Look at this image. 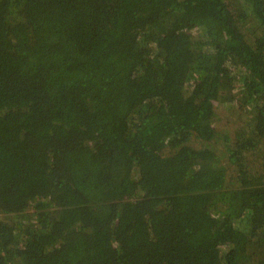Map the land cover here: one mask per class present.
Wrapping results in <instances>:
<instances>
[{
	"label": "trees",
	"instance_id": "obj_1",
	"mask_svg": "<svg viewBox=\"0 0 264 264\" xmlns=\"http://www.w3.org/2000/svg\"><path fill=\"white\" fill-rule=\"evenodd\" d=\"M0 264H264V0H0Z\"/></svg>",
	"mask_w": 264,
	"mask_h": 264
},
{
	"label": "rangeland",
	"instance_id": "obj_2",
	"mask_svg": "<svg viewBox=\"0 0 264 264\" xmlns=\"http://www.w3.org/2000/svg\"><path fill=\"white\" fill-rule=\"evenodd\" d=\"M219 169H221V167ZM224 181H225V179L222 180V183H221L222 186L224 184ZM222 190H223L222 188L215 189V191H217L218 193L221 192ZM220 223L223 225H227V224L232 223V215H230V212L228 214L224 215V217L221 219Z\"/></svg>",
	"mask_w": 264,
	"mask_h": 264
},
{
	"label": "water",
	"instance_id": "obj_3",
	"mask_svg": "<svg viewBox=\"0 0 264 264\" xmlns=\"http://www.w3.org/2000/svg\"><path fill=\"white\" fill-rule=\"evenodd\" d=\"M206 179H209L210 182H211V180H212L213 184H216V185H215L216 188H217V187H221L220 182L218 181V179H219L218 176H215V175H207V176H206Z\"/></svg>",
	"mask_w": 264,
	"mask_h": 264
}]
</instances>
